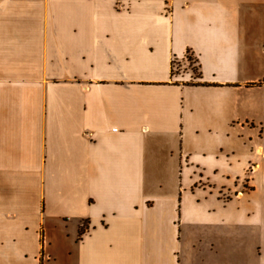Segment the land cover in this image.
I'll use <instances>...</instances> for the list:
<instances>
[{
  "label": "crops",
  "instance_id": "0c3cea01",
  "mask_svg": "<svg viewBox=\"0 0 264 264\" xmlns=\"http://www.w3.org/2000/svg\"><path fill=\"white\" fill-rule=\"evenodd\" d=\"M262 182L264 0H0V264H264Z\"/></svg>",
  "mask_w": 264,
  "mask_h": 264
},
{
  "label": "rangeland",
  "instance_id": "374dc122",
  "mask_svg": "<svg viewBox=\"0 0 264 264\" xmlns=\"http://www.w3.org/2000/svg\"><path fill=\"white\" fill-rule=\"evenodd\" d=\"M171 69L174 75L182 71H191L193 74H198L200 72L197 60H195V57L189 53H187L182 59L172 58ZM261 184H264V182Z\"/></svg>",
  "mask_w": 264,
  "mask_h": 264
}]
</instances>
